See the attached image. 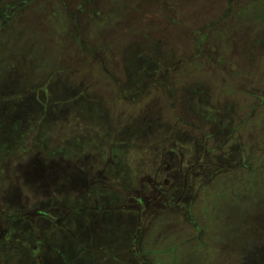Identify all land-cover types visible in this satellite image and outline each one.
I'll use <instances>...</instances> for the list:
<instances>
[{
    "label": "rangeland",
    "instance_id": "rangeland-1",
    "mask_svg": "<svg viewBox=\"0 0 264 264\" xmlns=\"http://www.w3.org/2000/svg\"><path fill=\"white\" fill-rule=\"evenodd\" d=\"M8 2L42 25L37 32L25 26L23 34L61 51L19 54L15 48L26 47L21 25L0 22V264H264V144L251 135L255 124L264 134V111L253 107L264 109V0H0L2 20ZM13 40L20 42L11 46ZM142 76L160 77L148 88ZM188 76L206 82L184 92L177 87L190 83ZM168 85L176 95L168 100L182 117L198 121L193 95L199 92L214 112L219 109L231 134L225 148L230 153H220L231 157L229 178L221 185L207 181L208 193L187 190L191 206L184 208L166 207L155 188L141 183L143 177L114 183L103 173L108 160L80 158L87 141L110 140L111 132L126 126L117 112L129 110L133 119L160 103L161 119L172 121ZM54 108L70 114L53 117ZM25 112L27 119L18 117ZM15 117L21 125L27 121L17 139L22 131L11 125ZM241 122L254 141L245 146L239 142ZM210 141L207 148L218 142ZM242 154L247 168L241 170ZM211 192L219 195L213 202ZM184 211L194 213L202 238L190 239ZM103 216L117 220L121 235L132 227L133 237L114 241L113 220L100 236ZM89 224L98 236L93 242ZM124 243L129 250L122 255ZM106 244L109 254L82 253ZM223 251L229 256L222 257Z\"/></svg>",
    "mask_w": 264,
    "mask_h": 264
},
{
    "label": "trees",
    "instance_id": "trees-1",
    "mask_svg": "<svg viewBox=\"0 0 264 264\" xmlns=\"http://www.w3.org/2000/svg\"><path fill=\"white\" fill-rule=\"evenodd\" d=\"M159 77L160 76H142L140 80L147 85L148 88H150L152 83H154V81H156ZM205 78L206 77L203 76H188L187 80H190L191 82L183 86H181L183 83L179 82L178 85L180 86L177 88L182 87L184 92H187L188 88L193 85H203L206 82ZM182 80L186 81L185 78ZM168 86V91L165 94V103H169V107L173 110L174 118L172 121L168 122L166 120L163 121V118L161 119L160 115H162V109L157 111V108L162 107L160 103H157L156 106L154 105V109L144 108L141 111H137L133 116V119L129 118V110H125L126 112L121 116L117 112V115L125 121L126 126L119 128V131L117 132H111L110 140L87 141L88 145L85 146V150L81 153L80 158L83 159V156H85L90 159L91 157H96L97 161L103 159L107 162L108 160L110 164L108 163L109 165L103 168V173L106 176L113 177L115 180L114 183L118 185L120 184L121 186L125 184L127 185L131 184L130 180H135L137 178L139 181L140 177H143L141 183L147 182V186L155 188V197L160 200L164 198L163 203L166 207L184 208L186 205L191 206L192 196L190 199H187V190L193 189L189 191L194 193L200 188V192L208 193L207 187L209 183L207 181H210V183L213 181L221 185L229 178L228 174L232 171L231 157L230 155H220V153H230V149L225 150V148H227V144L229 143L228 139H230L231 134L228 137V128L225 121H223V117L220 113H218L219 109H216L218 112H214L212 110L214 108L207 105L208 101L206 100V96L200 94L199 92L196 93V95H193V97H195L194 100L198 102L197 108L199 110L195 114L198 121L191 118V114H189L188 117H182L176 110L175 102H170L168 100V97L171 99L174 98V96L176 97L173 87L170 85ZM69 114L70 111L67 110L64 118L66 119ZM78 114L83 116L85 115V112L82 111ZM157 114L159 117L154 118L155 115L158 116ZM26 115L27 113L24 115L21 114L18 117H25ZM18 117H15V120L11 122V125L15 126V130L20 129L22 132H17L13 139H17L20 134L26 132L27 130V121L21 125ZM53 117H58L57 113H54ZM25 118L27 119V116ZM218 123H220L219 126H217ZM214 125H216L219 129H222V131L218 132V128H214ZM74 129L79 131L82 128L80 125L78 128L75 127ZM234 129L236 130V126L233 128V131H235ZM85 132L91 133V130L87 131V129H85ZM213 137L217 138L218 142L215 143L216 146L207 148V146L211 144L210 140ZM183 144L185 146H183ZM69 145H71L69 146V149L76 147L73 146L72 143H69ZM95 145L97 148H95ZM187 146L190 148L185 149ZM92 147L95 149L93 152ZM65 151L67 150L64 149V153L67 154ZM74 152L75 151L73 150L72 152L70 151V156L73 158L75 156L72 155ZM200 155H205L206 158L203 159L202 156L199 157ZM155 162L159 163V167L156 169L154 167ZM235 162L236 161H233V163ZM237 168L242 170L244 168L246 169L247 166L241 161V164H238ZM139 169L142 171L139 172ZM110 177L108 178L110 179ZM114 183L113 181H110V186L115 189L117 186ZM115 190L114 192H108L115 195L117 193ZM213 193L214 192H211L210 195L212 196ZM216 197H219L217 193L212 196L210 201L213 202V199ZM113 202L111 201L109 203L112 205ZM138 202L142 203L143 201L140 199ZM157 203L158 202L154 200L149 206H154ZM209 203L210 202H206V205ZM182 217L186 220V222H189L190 231L192 232L191 236H193L190 237V239H193L194 237L202 238L200 235L203 233V228L197 222V218L194 213L184 211L182 212ZM110 220H113V226L117 231L116 237L113 234L110 235V237L114 238V241H118V244L121 243L122 240H125L126 242V240L131 239L129 236L133 237V235L130 234V232H132V227L129 233L126 231L124 235H121L122 230L119 228V225L116 224L117 220L115 218H109V216H103L100 220L101 227L105 230L100 236L109 232L106 230V226ZM96 221L97 222L94 224L95 227L97 225L99 226V220ZM195 222L199 225V227H196L198 228L197 231L195 229ZM189 226L187 227L189 228ZM90 227L92 230L91 224L88 225L89 239L92 238L89 242H93V238H97L98 236H93L96 235L93 233L96 229L94 228L91 232ZM127 246L128 245L126 243L122 244V248H120V250L124 251L122 255L128 254L127 252L125 253V250H129ZM107 248L106 244L105 248L100 247V249L96 248L95 252L90 251L91 254L85 250L82 253L84 256H94L98 250H103L104 252L105 249L106 251L104 254L106 255V253L109 254L111 251ZM120 259L122 260V258Z\"/></svg>",
    "mask_w": 264,
    "mask_h": 264
},
{
    "label": "flooded vegetation",
    "instance_id": "flooded-vegetation-1",
    "mask_svg": "<svg viewBox=\"0 0 264 264\" xmlns=\"http://www.w3.org/2000/svg\"><path fill=\"white\" fill-rule=\"evenodd\" d=\"M14 1H16V0H14ZM65 1L68 2V4L71 2V0H65ZM11 4H12V2H8L7 5L5 6V8L8 9V14H7V17L4 18V20H2L3 19V16H1L0 17V20H2V21H0V22H1V25H2V24H4L6 22V20H9L10 21V24H11L12 21H17L21 25V28H22V32H21L22 36H21V39L24 42V45L26 47H25V50L22 47L15 48L16 51H17V53L18 52H20L19 54L25 53L26 54V57H29L28 56L29 53L32 54V52H35L37 54L38 53V50H40L42 52V54H46V53L48 54V51H51L52 49H55L57 47L61 51V47H58L55 44H49V45L48 44H45L44 45L43 43H41L42 46L39 45L38 42L35 39L36 38L35 37V34L32 35V36H26L25 34H23V33H25V26L27 28L29 27V29H35L36 32H37V29H38L39 25L40 26H42V25L40 24V22L38 20V17L36 15L31 14V13H29V15L26 14L27 13V9L26 8H23V7L14 8L13 6H11ZM9 12L10 13H13V14L15 13V17L16 16H20V18H18V19H11V17L13 16V14H10ZM19 42H20V40L19 41H14L13 40L11 46H15V44L16 43H19ZM3 45L4 44L1 43L0 49L3 47ZM20 63H21V61H20ZM67 110H68L67 108H61V109H58V110L55 109V112L54 113H57V115H61V114L64 115L67 112Z\"/></svg>",
    "mask_w": 264,
    "mask_h": 264
},
{
    "label": "crops",
    "instance_id": "crops-1",
    "mask_svg": "<svg viewBox=\"0 0 264 264\" xmlns=\"http://www.w3.org/2000/svg\"><path fill=\"white\" fill-rule=\"evenodd\" d=\"M263 105H255V106H253L254 107V109H258V111H260L261 113L264 111V109H262L263 107H262ZM252 107V108H253ZM263 114V113H262ZM248 118H250L249 116H248ZM243 121V120H242ZM245 121L247 122L248 121V119L247 118H245ZM253 122L254 123H256L257 122V120H253ZM245 122H241V123H239V127H238V129H239V142L241 143V144H244V146L246 145V144H248V142H254V141H251L250 139H248L247 137H246V129H247V127H245V128H243L242 126H243V124H244ZM259 127L260 126H258V124H255V128H253V133L251 134L254 138H256V140H258V139H261V142H259L258 143V145H263L264 144V134H262V130H261V128H260V130H258L259 129ZM242 131H245V132H242ZM227 132H230V130H229V128H228V131ZM229 134V133H228ZM227 134V135H228ZM243 135V136H242ZM230 135H228V137H229ZM256 140H255V143H256ZM256 149H258L257 148V146H256ZM260 149L261 148H259V150L258 151H260ZM245 154V153H244ZM246 155V154H245ZM245 155H243L242 154V156H240V158H239V160L240 161H242V162H245V158H246V156ZM260 155V159H262L263 158V154H259ZM263 161H264V159H263ZM263 161H262V163H263ZM261 165V164H260ZM260 165H259V167H260ZM226 252H228V254H230V251H226ZM223 254H225V252L223 251V253L221 254V256L222 257H228L229 255L228 254H226V255H223Z\"/></svg>",
    "mask_w": 264,
    "mask_h": 264
}]
</instances>
